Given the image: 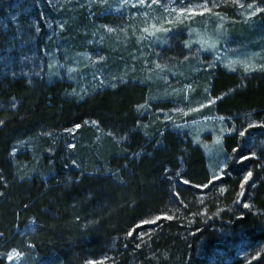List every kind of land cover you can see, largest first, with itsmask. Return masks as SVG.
<instances>
[{"label":"trees","instance_id":"1","mask_svg":"<svg viewBox=\"0 0 264 264\" xmlns=\"http://www.w3.org/2000/svg\"><path fill=\"white\" fill-rule=\"evenodd\" d=\"M191 1L233 14L225 0ZM230 1L264 9V0ZM1 4L4 19L13 0ZM6 22L0 24V264L24 246L25 264H264V69L213 75V112L228 119L229 133L220 179L209 184L197 143L163 124L139 126L133 105L144 88L80 100L64 84H30L13 72L5 63L15 44ZM258 23L264 31V11ZM93 119L103 134L97 142L84 128ZM77 124L83 132L72 142L57 135ZM241 155L249 158L241 162ZM29 221L34 230L23 243L19 231Z\"/></svg>","mask_w":264,"mask_h":264},{"label":"rangeland","instance_id":"2","mask_svg":"<svg viewBox=\"0 0 264 264\" xmlns=\"http://www.w3.org/2000/svg\"><path fill=\"white\" fill-rule=\"evenodd\" d=\"M34 1L13 0L12 13L4 19L0 14V24L11 20L5 26L15 44L8 46L6 54L12 56L5 63L12 64L13 72L30 84H64L80 100L144 88L133 105L139 126L163 124L186 135L202 149L211 178L220 177L229 130L228 119L213 112L218 97L210 92L212 78L216 72L251 75L264 69V31L258 23L261 11H256L261 5L225 0L233 10L225 15L205 12V3L191 0ZM79 128L57 135L72 142L83 132ZM84 128L92 132L93 142L103 136L94 119ZM33 230L29 221L19 231L23 243ZM25 248L11 249L5 264H25Z\"/></svg>","mask_w":264,"mask_h":264},{"label":"snow or ice","instance_id":"3","mask_svg":"<svg viewBox=\"0 0 264 264\" xmlns=\"http://www.w3.org/2000/svg\"><path fill=\"white\" fill-rule=\"evenodd\" d=\"M139 2H140L141 4H143V3H144V0H139ZM155 2H156V0H153V3H155ZM248 7H249V8H252V7H254V6L250 4V5H248ZM203 9H204L205 12H209V11H211L210 9L207 8L206 5L203 6ZM180 11H181V12L190 13L191 15H195V14H196V13L192 10V8H188V9L181 8ZM256 11H264V9L256 8ZM201 14H203V13H201ZM252 14L254 15L255 12H253ZM153 27H154V26H153ZM109 31H111V29H109ZM144 31L147 32L148 29L145 28ZM209 103H214V101H209ZM201 107H204V105H201ZM193 110L196 111V110H198V109H193ZM2 123H3V121H0V124H2ZM93 123H95V122H93ZM79 127H80V125L77 124V125H76V128H79ZM250 127H252V125H250ZM240 135H241V136H244L245 133L242 131V132L240 133ZM236 151H237L236 149H233V152H236ZM248 158H249V157H247V156L241 155L240 160H241V162H243V161L247 160ZM251 176H252V173H251V172H248L247 175L244 176V178H243V182H242V184H241V188L244 187V183H246V182L249 180V178H250ZM219 179H220V177L213 176V179H212V181H209V184H212L213 181H216V180H219ZM184 183L187 184L188 181L185 180ZM198 187H199V186H198ZM203 187L207 188L208 185H204ZM220 191L223 192L224 189H220ZM244 207L247 208V207H249V205H248V204H244ZM165 218H167V219H171V217H165ZM159 219H160V217H156V220H159ZM143 223H155V221H143ZM129 235L131 236L132 233L129 232ZM137 247H139V245H137ZM9 259H11V256H9ZM89 264H93V262H89Z\"/></svg>","mask_w":264,"mask_h":264}]
</instances>
